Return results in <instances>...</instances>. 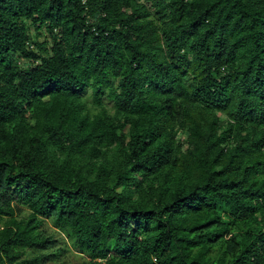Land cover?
I'll return each mask as SVG.
<instances>
[{
    "label": "trees",
    "instance_id": "obj_1",
    "mask_svg": "<svg viewBox=\"0 0 264 264\" xmlns=\"http://www.w3.org/2000/svg\"><path fill=\"white\" fill-rule=\"evenodd\" d=\"M69 251L264 264V0H0V264Z\"/></svg>",
    "mask_w": 264,
    "mask_h": 264
},
{
    "label": "rangeland",
    "instance_id": "obj_2",
    "mask_svg": "<svg viewBox=\"0 0 264 264\" xmlns=\"http://www.w3.org/2000/svg\"><path fill=\"white\" fill-rule=\"evenodd\" d=\"M31 30H32L31 33H32L33 37H38L39 40H44V39L48 38V35L45 32H42L40 35H36V29H34V27H32ZM108 107H109L110 111L113 112L112 111L113 109L110 107L109 104H108ZM127 129H128V127L126 128V130ZM187 135H188V132L185 131V129H180L179 128V131L177 133V137L180 140V142L183 143V145L185 147L188 145L187 139H186ZM45 227H47V229L49 231L54 229V227H53V225H52V223L50 222L49 219H47ZM66 253H67V255H66L67 259H66V261L63 264H82L86 260L89 259L88 256L82 255V254L77 253V252L75 253L73 251H69V252H66ZM46 264H62V263L61 262H48Z\"/></svg>",
    "mask_w": 264,
    "mask_h": 264
}]
</instances>
